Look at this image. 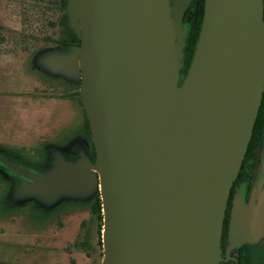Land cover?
I'll return each instance as SVG.
<instances>
[{
    "label": "water",
    "instance_id": "water-1",
    "mask_svg": "<svg viewBox=\"0 0 264 264\" xmlns=\"http://www.w3.org/2000/svg\"><path fill=\"white\" fill-rule=\"evenodd\" d=\"M190 2L68 0L80 45L39 62L79 79L96 160L58 158L46 173L0 160L26 180L22 199L100 188L102 264L223 261L228 204L264 97V0H205L184 78ZM263 238L264 182L249 203L235 199L230 248Z\"/></svg>",
    "mask_w": 264,
    "mask_h": 264
},
{
    "label": "rangeland",
    "instance_id": "rangeland-1",
    "mask_svg": "<svg viewBox=\"0 0 264 264\" xmlns=\"http://www.w3.org/2000/svg\"><path fill=\"white\" fill-rule=\"evenodd\" d=\"M34 5V0H0V147H8L28 165L51 151L67 162V155L86 143L80 136L85 115L79 101L62 98L80 81L57 76L39 61L33 65L45 50L61 51L54 42L58 30L50 25L58 14L41 6L37 11ZM3 185L7 187L0 176V189ZM95 194L78 196L86 200L85 207L47 216L45 205L60 206L70 199L63 196L43 204L37 195L27 197L12 214L0 192V264H102L92 248L75 245L85 238L91 217L88 202ZM92 237L95 246V228Z\"/></svg>",
    "mask_w": 264,
    "mask_h": 264
},
{
    "label": "flooded vegetation",
    "instance_id": "flooded-vegetation-1",
    "mask_svg": "<svg viewBox=\"0 0 264 264\" xmlns=\"http://www.w3.org/2000/svg\"><path fill=\"white\" fill-rule=\"evenodd\" d=\"M170 5L174 9V0H170ZM198 10H199V3L197 0H191L189 5L186 4V10L183 17V27L186 31V35L190 36V34L193 32V30L196 27V21L198 16ZM174 16V11H173ZM80 45V43H79ZM186 69V68H185ZM182 70L181 75L185 78L187 76L188 70ZM189 69V68H188ZM183 82V79L181 80V83ZM71 83V82H69ZM73 84V83H71ZM80 88L81 84L75 88L76 90L70 91L69 93H72L74 96L65 97L63 96V99H75L79 101L83 111L85 112V109L82 104V98L80 94ZM80 94V98L77 94ZM86 114V112H85ZM87 118V115H86ZM88 119V118H87ZM89 129H90V123H89ZM81 141L85 143V147L81 146L77 148L73 153L68 154L67 162L69 163H75L77 162L83 155L87 156L93 163L96 160V149L92 140V133L90 130V134L87 131L86 123H84V127L82 129V132L80 134ZM60 158L58 154L55 152H50L46 155L40 156L36 159L34 162L35 164L28 165L27 160H24L21 156L15 153H11L8 147L2 148L0 147V160H7L14 164H19L21 166H24L26 168H29L33 170L34 172L38 173H46L48 170H50L57 159ZM43 159V160H42ZM42 160V161H41ZM30 161V160H29ZM41 161V162H40ZM27 162V164H26ZM0 176L5 181L7 187L3 185V187L0 189V192L2 196L6 195L9 191L10 184L12 180H15L18 184H20V187L25 184L26 181L21 176L17 175L13 171L9 170L8 167L0 161ZM264 182V132L262 134L261 140L259 142V149L256 152L255 156L249 160H245L241 169V172L234 183V186L232 188V193L230 196L228 209L226 213L225 223H224V231H223V237H222V257L223 261L221 264H264V240L259 245H241L238 246L235 249L230 248L229 243V224L231 220V212L234 205V201L238 196H242V198L245 200L246 203H249L253 195L256 193V191L261 187V185ZM10 183V184H9ZM9 186V187H8ZM5 193V194H4ZM4 194V195H3ZM74 200H69L68 202H65L64 204H61L60 206H52V205H46L45 206V214L47 216H50V214L55 213L56 211L60 209H65L64 213H69V210H76L79 207H85L86 204L83 199L73 198ZM94 198L88 203H90V225H92V206H93ZM16 206V205H15ZM12 208V214L16 212L17 208ZM72 207V208H70ZM46 220V219H45ZM47 220L46 222H48ZM225 234V235H224ZM103 258L101 259L102 262Z\"/></svg>",
    "mask_w": 264,
    "mask_h": 264
},
{
    "label": "trees",
    "instance_id": "trees-1",
    "mask_svg": "<svg viewBox=\"0 0 264 264\" xmlns=\"http://www.w3.org/2000/svg\"><path fill=\"white\" fill-rule=\"evenodd\" d=\"M16 1L23 2L26 4L29 0H16ZM197 2L199 3V10H198V16H197V21H196V27L193 30V32L190 34L187 40V46L185 48V66H186L185 70L186 71L188 70L190 63L192 61V58H193V55H194V52L197 46V42L200 36V31L202 27L203 18H204L205 0H197ZM34 3H35L34 8L37 11L38 9H40V6H41L45 9V11H55L58 14V18L56 22L55 23L50 22V25L58 30L57 35H56L58 36V38L54 42H56V45H58L61 51L69 50L72 47L79 46L80 39L76 35V33L71 29L70 23H69V17L66 13V7H67L68 0H34ZM1 37L3 36L1 35ZM48 40L52 41L55 39L51 38ZM47 52H51V51L45 50V52L40 53L38 56H36L33 65H35L36 62L39 61V58L41 57L40 55L44 53L46 55L48 54ZM77 95L78 97L80 96L79 93ZM64 96L67 98L69 96H74V95L72 93H67ZM84 115H85L86 128L90 134L89 121L86 118L85 112H84ZM263 132H264V97H263L262 106L260 108L259 116H258L256 125H255L253 137H252V140H251V143H250V146H249L246 158H245L246 161L253 158L256 152L258 151L259 142L261 140ZM11 183L12 184L9 183L10 188H9L8 193L3 196V199H4L3 203L6 206V208L10 206L14 207L15 205H17V203L19 204L23 200V199H20L19 192H18V190L20 189V184H18L15 180H12ZM68 199L71 200L73 198H67V200ZM10 210H11L10 208H7V211H10ZM91 213H92V223L93 224L89 225V227L87 228V231L85 233V238L83 239V241L82 242L76 241L75 245L82 247L84 250H89L92 248L94 252L98 254L97 256L98 259L101 260L103 258V242H102L103 238L102 237H103V230H104V213H103V201L101 198L100 191L98 189L95 194ZM94 228L96 229L97 237H98L95 246L93 245V242H92Z\"/></svg>",
    "mask_w": 264,
    "mask_h": 264
}]
</instances>
